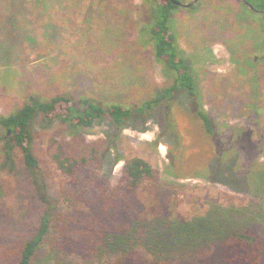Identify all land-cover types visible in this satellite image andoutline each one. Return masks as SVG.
Returning <instances> with one entry per match:
<instances>
[{"label": "rangeland", "instance_id": "374dc122", "mask_svg": "<svg viewBox=\"0 0 264 264\" xmlns=\"http://www.w3.org/2000/svg\"><path fill=\"white\" fill-rule=\"evenodd\" d=\"M177 1L181 5L173 23L178 46L197 75L199 101L214 123L215 136L203 130L189 101L180 96L170 115L160 106L142 126L122 129L116 140L121 160H89L74 180L58 169L53 149L61 145L78 159L87 154L85 145L102 151L106 125L74 135L65 124L38 115L31 149L60 194L92 183L93 195L97 184L122 178L124 160L140 157L161 173L175 210L185 218L202 216L212 201L238 206L254 192L264 197V18L240 0H197L188 7L182 5L193 0ZM36 6L13 13L0 7L5 27L0 30V114H10L30 95L136 104L171 82L151 46L138 39L137 31L149 17L144 1L65 0ZM2 155L0 141V165ZM13 161V170L0 166L4 224L23 207L31 215L30 209H37L26 179L16 172L23 166L17 149ZM105 173L109 180L101 181Z\"/></svg>", "mask_w": 264, "mask_h": 264}, {"label": "trees", "instance_id": "16d2710c", "mask_svg": "<svg viewBox=\"0 0 264 264\" xmlns=\"http://www.w3.org/2000/svg\"><path fill=\"white\" fill-rule=\"evenodd\" d=\"M44 1L49 6L65 0H0V7L13 13L23 6L36 9V3ZM142 1L149 17L137 36L142 45L151 46L154 59L171 78L169 84L136 104L103 105L69 94L42 100L30 95L10 114H0V166L13 170L14 150L20 151L23 166L15 171L26 179L29 200L37 206L36 211L30 209L32 215L23 207L17 218L0 223V264H264L262 194L252 193L247 204L238 206L212 201L202 216L185 218L175 210L161 173L140 157L124 160L122 178L110 181L105 173L101 181H109L97 184L93 195L92 183L60 194L31 149L32 124L38 115L65 124L74 135L104 123L107 144L102 151L85 145L87 154L78 159L61 145L53 149L58 169L75 180L89 160H121L116 140L122 129L142 126L160 106L170 115L180 96L189 101L203 130L215 136L214 123L199 101L197 75L178 46L173 20L180 5L172 0ZM247 1L254 9L241 3L264 18V0ZM4 28L0 23V30Z\"/></svg>", "mask_w": 264, "mask_h": 264}, {"label": "water", "instance_id": "95a60500", "mask_svg": "<svg viewBox=\"0 0 264 264\" xmlns=\"http://www.w3.org/2000/svg\"><path fill=\"white\" fill-rule=\"evenodd\" d=\"M172 1H173L175 4L181 5L177 0H172ZM196 1H197V0H193V1L189 2L188 4H185V5H182V6H185V7L192 6ZM241 1H242L244 4H246L249 8L254 9L253 6H252L250 3H248L247 0H241ZM263 13H264V11H263Z\"/></svg>", "mask_w": 264, "mask_h": 264}, {"label": "flooded vegetation", "instance_id": "af4514ba", "mask_svg": "<svg viewBox=\"0 0 264 264\" xmlns=\"http://www.w3.org/2000/svg\"><path fill=\"white\" fill-rule=\"evenodd\" d=\"M263 25H264V22H263Z\"/></svg>", "mask_w": 264, "mask_h": 264}]
</instances>
